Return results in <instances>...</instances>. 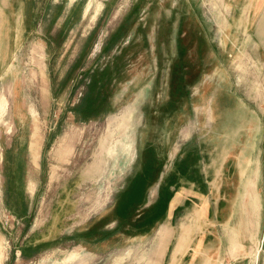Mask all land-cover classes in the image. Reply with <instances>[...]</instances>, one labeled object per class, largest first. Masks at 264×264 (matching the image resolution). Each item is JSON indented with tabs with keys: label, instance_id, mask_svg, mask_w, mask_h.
Returning <instances> with one entry per match:
<instances>
[{
	"label": "rangeland",
	"instance_id": "rangeland-1",
	"mask_svg": "<svg viewBox=\"0 0 264 264\" xmlns=\"http://www.w3.org/2000/svg\"><path fill=\"white\" fill-rule=\"evenodd\" d=\"M91 88L97 116L77 111ZM225 88L255 112L229 138L193 105ZM223 146L258 184H201L208 213L196 198L170 210L191 156L214 167ZM159 250L158 264H264V0H0V264Z\"/></svg>",
	"mask_w": 264,
	"mask_h": 264
},
{
	"label": "crops",
	"instance_id": "crops-1",
	"mask_svg": "<svg viewBox=\"0 0 264 264\" xmlns=\"http://www.w3.org/2000/svg\"><path fill=\"white\" fill-rule=\"evenodd\" d=\"M222 91V92H221ZM219 90L212 97H205L200 100V102L194 103L195 108V119L199 116L201 118L207 117L208 120H211L213 124L217 125V127L222 128L221 135L222 138H229L230 135L237 136L240 135L241 130H245V126L251 123L255 125V112H253L249 106L238 97V94L232 93L228 88ZM240 119V123H239ZM242 119V120H241ZM232 132L230 133V131ZM205 161L208 163V156L211 153L213 157L214 153L217 150H205ZM246 151L237 149L230 150V148H226L223 146L221 151V156L219 163L214 167L206 164L202 168V164L197 161L198 154L195 153V157L188 166L182 171L183 180H180V185L182 187L179 188V192L174 195V198L171 200L169 209L172 210L181 209L182 205L187 200H192V198H196L201 202H204L203 209L206 213L209 211V203L208 200L205 199V196L208 194V189L204 191L201 188H198L199 185H222V184H258V170L259 165H256V162L252 165L251 160L248 162L242 161L241 159H247L244 155ZM193 153V152H192ZM197 154V156H196ZM201 158H204L201 155ZM212 160V159H211ZM213 161V160H212ZM254 168L253 172V180L248 176L249 169ZM188 169V171H186ZM186 172V173H185ZM260 175V174H259ZM248 176V177H247ZM235 180L237 178V181ZM239 179V180H238ZM184 186V187H183ZM250 197V193L248 194ZM184 197V198H183ZM190 198V199H189ZM182 210V209H181ZM200 219L203 217V210L199 211ZM160 233H163L159 239L158 247L161 250V253H164V250L167 246V243L172 235V232L169 228L163 229ZM159 233V234H160ZM189 234V229L183 227L182 234L179 236V241L177 246V250L179 251L183 246V242H186L187 236ZM160 250L156 254L155 260H153V264H158L160 258ZM236 243L232 242L230 254H236Z\"/></svg>",
	"mask_w": 264,
	"mask_h": 264
},
{
	"label": "trees",
	"instance_id": "trees-1",
	"mask_svg": "<svg viewBox=\"0 0 264 264\" xmlns=\"http://www.w3.org/2000/svg\"><path fill=\"white\" fill-rule=\"evenodd\" d=\"M95 96L94 94V90L93 88H91V90H87L86 94H85V100H83L80 105L77 107V111L81 112V113H85L88 112L90 110H95L96 112L95 115L97 116L101 111H99V109L103 108V106L100 105H96V102H93V97ZM95 98V97H94ZM95 116V117H96Z\"/></svg>",
	"mask_w": 264,
	"mask_h": 264
}]
</instances>
